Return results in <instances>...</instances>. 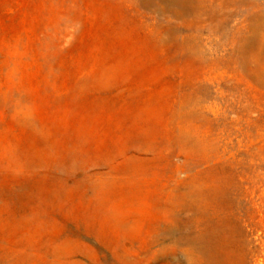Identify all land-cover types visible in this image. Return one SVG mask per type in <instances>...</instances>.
<instances>
[{
	"label": "rangeland",
	"instance_id": "obj_1",
	"mask_svg": "<svg viewBox=\"0 0 264 264\" xmlns=\"http://www.w3.org/2000/svg\"><path fill=\"white\" fill-rule=\"evenodd\" d=\"M230 5L216 34L0 0V264H264V63Z\"/></svg>",
	"mask_w": 264,
	"mask_h": 264
},
{
	"label": "bare ground",
	"instance_id": "obj_2",
	"mask_svg": "<svg viewBox=\"0 0 264 264\" xmlns=\"http://www.w3.org/2000/svg\"><path fill=\"white\" fill-rule=\"evenodd\" d=\"M132 2L137 7L146 8L152 13L172 15L181 20L184 26L191 29L207 21L215 22L213 31L216 34L229 30L231 22L234 23L235 10L230 4L239 3L244 6L249 3V9H254L255 15L252 18L245 17L244 27L247 35L240 40L238 51L244 61L252 57V63L256 66L264 63V14L257 2L252 0H132ZM224 9L227 11L225 12ZM225 16H228L229 19H224ZM183 45L189 51L193 49L189 41ZM245 67L248 71L252 70L249 62L246 63ZM254 74L257 82L263 83V75Z\"/></svg>",
	"mask_w": 264,
	"mask_h": 264
}]
</instances>
